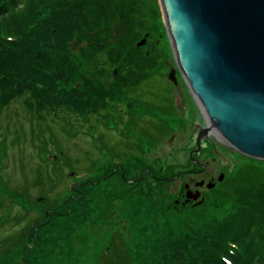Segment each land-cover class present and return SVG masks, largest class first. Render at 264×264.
<instances>
[{
	"label": "rangeland",
	"instance_id": "obj_1",
	"mask_svg": "<svg viewBox=\"0 0 264 264\" xmlns=\"http://www.w3.org/2000/svg\"><path fill=\"white\" fill-rule=\"evenodd\" d=\"M158 5L155 37L162 52L161 66L138 88L142 103L123 100L134 107L136 117L142 114L133 118L136 127L117 123V103L106 110L114 119L105 122L100 116L85 122L64 111L42 119L30 113L22 99L0 108V264H122L125 257L130 264H148L150 254L165 246L170 234L177 236L192 221L199 224L230 211V203L219 210L212 204L223 199L221 187L206 190L193 205L176 204L187 171L194 166L189 152L193 145L187 147L191 130L205 125V120L178 70L159 0ZM71 50L77 55L75 45ZM172 68L176 84L168 78ZM173 96L180 99L181 110H172ZM211 138L213 142L202 140V154L195 157L207 164L216 183L220 171H226V179L234 171L211 161L215 140L235 165L251 162L264 172V160ZM131 156L159 176H185L168 183L148 177L149 183L139 184L134 191L110 179L77 185L86 198L76 202L81 208L75 206L71 199L78 195L70 190L75 180L82 183L89 175H105L115 162L125 163L126 157L130 162ZM72 194V208L65 209L61 205Z\"/></svg>",
	"mask_w": 264,
	"mask_h": 264
},
{
	"label": "trees",
	"instance_id": "obj_2",
	"mask_svg": "<svg viewBox=\"0 0 264 264\" xmlns=\"http://www.w3.org/2000/svg\"><path fill=\"white\" fill-rule=\"evenodd\" d=\"M159 18L158 0H0V108L22 99L42 119L64 111L85 120H113L106 110L161 66L155 37ZM144 36L146 42L138 46ZM263 174L251 162L237 166L216 187L224 203H212L218 210L230 203V211L170 234L148 264H264ZM135 175L149 177L143 164ZM104 176L94 178H116L110 171ZM75 192L79 197L67 196L61 206L72 208L71 199L81 208L76 202L86 195Z\"/></svg>",
	"mask_w": 264,
	"mask_h": 264
},
{
	"label": "water",
	"instance_id": "obj_3",
	"mask_svg": "<svg viewBox=\"0 0 264 264\" xmlns=\"http://www.w3.org/2000/svg\"><path fill=\"white\" fill-rule=\"evenodd\" d=\"M159 4L178 70L204 114L205 125L192 128L187 147L195 142L199 148L202 140L213 142V137L245 156L264 160V0ZM145 42L146 36L137 45ZM117 72L114 68L113 75ZM175 72L172 68L168 75L174 82ZM175 100L181 106L177 96ZM213 153L221 161L227 159L216 148ZM206 186L210 189L214 183ZM185 195L196 200L200 192L187 189Z\"/></svg>",
	"mask_w": 264,
	"mask_h": 264
},
{
	"label": "flooded vegetation",
	"instance_id": "obj_4",
	"mask_svg": "<svg viewBox=\"0 0 264 264\" xmlns=\"http://www.w3.org/2000/svg\"><path fill=\"white\" fill-rule=\"evenodd\" d=\"M171 82L176 84V82H174V81H171ZM138 91H139L138 89L129 90L127 93H129L130 95H128V96L126 95L125 96L126 99L121 98V100H119V102L117 103L118 107L116 106L117 108H115L116 114L118 117L117 123L120 122V126L123 128L136 127L135 120L133 119V116H131L132 113H134V110H133L134 107L129 106V103H126V101L129 99V100H131V102H135L137 104L142 103L138 98L139 97ZM175 98L176 97L173 96V100H172L173 106H171V108L174 111H176V109L181 110L180 107L177 105ZM123 100H126V101H123ZM143 105L146 107L145 104H143ZM104 115H106V114L104 113L102 115V117ZM121 116H122V118H121ZM166 129H168V128H166ZM213 146H214L213 149L216 148L217 150H220L222 152V154L227 157V159L224 161L223 160L221 161V159L213 153V155L210 157L211 161L214 162L215 160H218V162L220 164H223L224 167L227 169V171H230V173L235 171V168L237 165H235V163L232 162V159L230 158V156L228 154H226L225 150H223V148H222L223 146L218 144L216 141H214ZM201 147H202V141L200 142L199 148H198L197 144L194 142L193 146L189 149L190 156H191V157L190 156L189 157L191 158L194 166H193V169H191V170L189 169V171H187V177L188 178L183 180L182 191H180V194H179V197H181L180 198L181 200L179 198H177L176 204H179L181 208H185L187 206L193 205L194 203H196V201L201 200L206 190H214L218 184H220L221 182H223L226 179L225 178L226 177L225 176L226 171L225 172L220 171L219 174L217 175V182L218 183H216L214 181L215 178L213 177V174H211L207 170V164L203 163V161L199 158L202 154ZM195 156H199V157L197 158ZM127 159H128V157H126L125 163L123 161L115 162L113 167L110 168V173H113L114 176H116V178H98V177L93 178V176H95V175L92 174V175H89V177L87 176L84 179V182H82V183H79V181L75 180V184H73L74 186H72L71 189H73L74 191H77L78 189L80 190V188H78L77 185H79V187L81 185H88V184L89 185H95L96 183H98L102 180L108 181V179H110L109 181L111 183L114 182L115 184H118V185H120V184L125 185L127 187V189H129L130 191H134V190L138 189L139 184H142V183L148 184L150 178L152 180L158 179V180H161L162 182L166 181L168 183L172 180H175L176 178L185 176V174H181L180 176L178 175V176H175L172 178L162 177L159 175H154L151 172L150 168L143 167L144 172L148 173L150 178H138L135 175L136 172L138 171L137 170V158H134L133 156H131L130 162L127 161ZM220 174L223 175L222 181H218V177L220 176ZM100 177H105V176H104V174H101ZM140 177H142V173L140 174ZM195 177H198V179L197 178L195 179ZM200 181H203L204 183L202 185H198V183ZM209 182L214 183V186L210 189L207 188V186H206L207 183H209ZM102 184H104V183H102ZM185 184H188L187 188L185 187ZM187 189L191 190L192 192L199 191L200 196L198 197V199H196V200H193L191 198L187 199L186 195H185ZM75 195H76V193H75ZM71 196L74 197V194H72Z\"/></svg>",
	"mask_w": 264,
	"mask_h": 264
},
{
	"label": "bare ground",
	"instance_id": "obj_5",
	"mask_svg": "<svg viewBox=\"0 0 264 264\" xmlns=\"http://www.w3.org/2000/svg\"><path fill=\"white\" fill-rule=\"evenodd\" d=\"M197 99V98H196ZM198 101V103H199V100H197ZM212 132H216L214 129L212 130Z\"/></svg>",
	"mask_w": 264,
	"mask_h": 264
}]
</instances>
